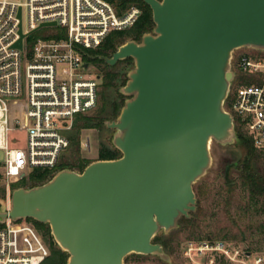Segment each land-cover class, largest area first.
I'll return each instance as SVG.
<instances>
[{"label": "water", "instance_id": "obj_1", "mask_svg": "<svg viewBox=\"0 0 264 264\" xmlns=\"http://www.w3.org/2000/svg\"><path fill=\"white\" fill-rule=\"evenodd\" d=\"M143 1L153 30L102 57L112 66L134 60L120 88V114L105 121L121 156L94 160L82 172L60 169L0 200V224H48L69 254L66 264H125L132 253L169 260L155 236L197 210L195 184L212 166V143L239 142L226 108L232 60L243 48L264 51V0ZM22 39L14 46L21 48Z\"/></svg>", "mask_w": 264, "mask_h": 264}, {"label": "built area", "instance_id": "obj_2", "mask_svg": "<svg viewBox=\"0 0 264 264\" xmlns=\"http://www.w3.org/2000/svg\"><path fill=\"white\" fill-rule=\"evenodd\" d=\"M138 12L131 6L119 14L109 0H0V180L8 200L13 184L34 169H56L76 116L99 102L103 77L87 59L88 50L132 25ZM50 22L56 25H44ZM46 28L56 31L42 34ZM22 35V47L14 46ZM232 66L236 76L226 108L236 128L264 150V51L237 50ZM14 134H24L25 146L16 145ZM0 225V264H42L50 255L31 221L9 218ZM202 248L245 263L243 250L224 242ZM247 259L264 264V256Z\"/></svg>", "mask_w": 264, "mask_h": 264}, {"label": "trees", "instance_id": "obj_3", "mask_svg": "<svg viewBox=\"0 0 264 264\" xmlns=\"http://www.w3.org/2000/svg\"><path fill=\"white\" fill-rule=\"evenodd\" d=\"M109 1L114 3L119 14H122L127 7L132 5L139 6L142 9V14L133 26L112 32L99 48L88 50L87 59L90 62H94L97 67H100L99 62L105 61L101 54H110L114 52L121 43L128 39L140 38L142 34L151 32L155 25L152 9L143 0ZM38 35H41V33L38 32L36 36ZM133 67L134 60L129 57L120 60L117 64L110 69H106L102 73V92L99 98L100 106L98 108L96 107L97 109L95 108L91 112L78 114L76 116L73 130L69 133L71 144L67 149L68 154L62 155L58 166L54 170L49 168L34 169L28 176L17 182L20 186L26 187L42 184L51 179L57 171L64 168H72L82 172L86 166L93 161L81 156V131L83 129H97L99 132L100 149L97 159H114L121 156V152L114 147L112 142L108 141L110 138L107 136V133L111 129L106 126L105 121L114 120L120 114L126 99V96L120 92V88L126 84L128 72ZM237 131L239 142L234 145L241 148L242 156L237 159L238 179L232 178V173L236 169L234 163H231V165L229 164L230 166L228 165L225 170L228 192L227 201L228 204L232 203L235 197V191L240 188L242 193L240 199L242 200L240 201L239 209L244 212V216L247 215L249 217L250 223L252 224L251 226L257 231L260 237L259 241L264 242V150L257 148L252 139L240 128H237ZM103 135H106V140L102 139ZM195 191L198 196V209L196 212H192L190 218L182 217L179 224L182 230L189 232L192 236L198 235V239H202L199 229L201 226L200 214L203 209L202 200L205 192L201 184L195 186ZM2 192L3 194L5 193V188H2ZM27 220L31 221L38 230L42 231L44 239L49 244L51 253L42 264H66L69 254L63 251L59 246H55L50 226L34 219L29 218ZM208 237H210L208 239H215L210 235ZM236 237L237 236H234L233 239ZM217 238H222V240L218 241H223V239L226 240L229 237L224 234ZM154 242L161 243L169 254H174L177 250L175 240L165 235L157 234L154 238ZM225 258L226 256L224 254L219 256L221 261L225 260Z\"/></svg>", "mask_w": 264, "mask_h": 264}, {"label": "rangeland", "instance_id": "obj_4", "mask_svg": "<svg viewBox=\"0 0 264 264\" xmlns=\"http://www.w3.org/2000/svg\"><path fill=\"white\" fill-rule=\"evenodd\" d=\"M55 31L56 28H46L41 33L54 34ZM247 49H240V52H245ZM91 63L95 65L94 62L91 61ZM101 88L100 86L99 98L102 92ZM99 106L100 100L97 108ZM114 133L115 131L112 129L107 133V136L110 138L108 140L109 142H112ZM105 136H102L103 140H106ZM13 140L17 146H25L26 139L24 134H14ZM99 149L100 135L97 129H83L81 131V156L93 161L97 160ZM211 152L213 156L212 166L208 170V173L195 184V186L201 184L205 192L202 200L203 209L200 214L201 226L199 229L202 239H198V235L192 236L189 232L182 230L181 225L168 234L161 231L159 235H165L175 240L177 250L174 254H170L169 260H164L153 254L144 255L132 253L126 257L125 264H248L249 260L247 258L249 257L246 255V251L252 252V257L264 256V242L259 241L260 237L257 231L251 226L249 217L247 215L244 216V212L239 209L240 201L242 200L240 199L242 196L240 188L235 191V197L232 203L228 204L227 201L228 192L225 170L229 164L234 163L236 169L232 173V178L238 179L237 159L242 156L241 148L234 144L221 145L213 142ZM66 154H68V150L64 153V155ZM19 186L18 183L13 184L12 191L19 188ZM0 187V200L2 205L9 201L7 188L3 180H0ZM2 188H5L4 194ZM39 232L42 235V231L39 230ZM224 234L229 238L226 240L223 239L221 242H224L231 249L239 248L243 250L245 263L231 261L227 256L225 260L221 261L219 256L223 254L222 251L201 249L205 243L215 244L218 240H222V238L218 239L217 237L223 236ZM209 235L215 239H208L210 238L208 237ZM234 236L237 237L233 239ZM55 246L58 247L56 243Z\"/></svg>", "mask_w": 264, "mask_h": 264}, {"label": "flooded vegetation", "instance_id": "obj_5", "mask_svg": "<svg viewBox=\"0 0 264 264\" xmlns=\"http://www.w3.org/2000/svg\"><path fill=\"white\" fill-rule=\"evenodd\" d=\"M132 6H136L137 8H138V15H137V18H136V20H135V22L132 24V25H130L129 27H127V28H130L131 26H133L136 22H137V20L140 18V16H141V14H142V9L139 7V6H137V5H132ZM131 6H129V7H127L126 9H128V8H130ZM127 28H125V29H127ZM153 30V29H152ZM151 30V31H152ZM143 35L144 34H142L141 35V37L140 38H132V39H128V40H135V41H141V39H142V37H143ZM128 40H126L125 42H127ZM125 42H123V43H125ZM123 43H121V44H123ZM120 44V45H121ZM120 45H118L117 46V49H118V47L120 46ZM116 49V50H117ZM115 50V51H116ZM114 51V52H115ZM114 52H111L110 54H101V56H112L113 55V53ZM119 62V61H118ZM100 63V67L98 66L97 68H98V71L100 72V74L102 75V73L106 70V69H110L111 67H112V65H108V63H106L105 61H101V62H99ZM117 64V63H116ZM114 66V65H113Z\"/></svg>", "mask_w": 264, "mask_h": 264}]
</instances>
